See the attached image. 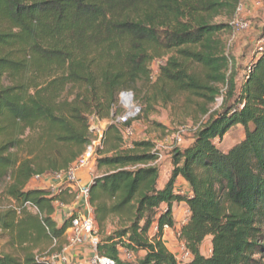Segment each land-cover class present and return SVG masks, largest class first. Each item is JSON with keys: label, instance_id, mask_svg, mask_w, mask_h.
<instances>
[{"label": "trees", "instance_id": "16d2710c", "mask_svg": "<svg viewBox=\"0 0 264 264\" xmlns=\"http://www.w3.org/2000/svg\"><path fill=\"white\" fill-rule=\"evenodd\" d=\"M238 5L0 0V238L24 253H0V264H45L31 253L40 243L62 249L75 211L59 226L53 215L76 193L72 185L35 188L34 178L73 165L91 142L90 122L110 120L120 92L149 82L151 64L162 60L154 101L187 94L209 106L222 96L220 86L226 92L219 110L202 108L206 122L188 148L171 154L162 186L154 144L126 146L123 126H106L88 188L96 256L114 264H178L163 229H174L173 205L183 203L185 264H264V48H256L237 84L219 38L232 26L215 22L233 19ZM236 127L242 140L220 151L216 142ZM179 180L187 185L182 195ZM206 238L211 251L204 257Z\"/></svg>", "mask_w": 264, "mask_h": 264}, {"label": "rangeland", "instance_id": "374dc122", "mask_svg": "<svg viewBox=\"0 0 264 264\" xmlns=\"http://www.w3.org/2000/svg\"><path fill=\"white\" fill-rule=\"evenodd\" d=\"M238 7H240V10L236 11L233 19L221 16L215 20L217 23H225L232 26V29L220 33L219 38L222 41L224 53L230 56L235 65L237 71V84L240 83L241 76L244 72L243 70L254 56L256 48L258 47V42L264 38V0H239ZM241 24H246L247 27L242 29ZM163 63L164 60L154 61L151 64V77L149 82L139 81L134 89L124 91L133 94L134 105L140 109L139 115L129 121L132 136L124 139V143L126 145L137 142H151L154 144L155 150L159 155L158 164L161 172L162 185L169 177L171 171V154L175 150H184L188 148L193 143L194 134L197 129L206 122L208 116L203 114L202 108L210 112L219 110L226 92L225 87L220 86L222 96L215 99L214 104L209 106H207L202 99L187 94L175 96L174 101L168 104L161 101H154V83L158 77L159 67L162 66ZM123 114L124 109L119 99H117V103L112 108L110 120H92L90 122L91 141L95 139L94 130L98 129L104 131L108 124H116V119ZM242 138L243 130L240 127H236L231 129L220 142H216V145L220 151L225 152L242 140ZM31 185L35 188L44 187V189L52 190L48 187L46 182L39 181ZM182 186L179 180L175 186L177 193L183 192L184 194L187 191V189ZM65 199H68V197ZM4 203L5 201H3L1 205H4ZM172 211L175 227L173 230H168L163 235L164 244L170 253L180 251L181 244L178 239V230L185 223L189 215L188 209L183 203L174 204ZM70 215V211L65 206L62 208L57 206L53 217L56 219H66ZM109 230H111L110 227H108V231ZM69 240V235L66 233L65 243L62 249H60L58 245L40 243L37 248L31 250V253L38 256L40 260L43 258L50 259V256L53 254H65L68 257L69 264H78V262L73 259L74 255L69 253V251H75L77 245L71 244ZM83 246L87 248L86 253L90 254L86 257V263L93 264L96 253L91 251V247L87 242ZM210 251L211 239L206 238L200 248V252L204 257H207L210 255ZM0 253L13 254L19 259H22L24 256V253L20 249L12 248L8 244L6 236L0 238Z\"/></svg>", "mask_w": 264, "mask_h": 264}, {"label": "built area", "instance_id": "2783aa9c", "mask_svg": "<svg viewBox=\"0 0 264 264\" xmlns=\"http://www.w3.org/2000/svg\"><path fill=\"white\" fill-rule=\"evenodd\" d=\"M246 1V0H243ZM240 10V7L237 9ZM247 27L246 24H241V28ZM264 48V38H262L258 42L257 50L261 52ZM118 99L120 104L124 109V114L116 119V125H121L122 127V136L123 139H127L132 136V130L130 126H124L127 122L135 118L140 113V109L134 105V98L131 92H121L118 95ZM95 139L92 140L85 148L82 155L77 159V161L71 165L66 171L53 174L45 177H35L34 181H48L58 184L57 189H52L54 192H58L61 186L64 185H72L78 188L77 194L75 196L76 201L83 200L88 202V188L80 187V180L78 179V172L81 170H88L92 175V168L94 166L96 150L101 147V142L103 139V131L102 130H94ZM129 146V145H126ZM179 194H183V192H179ZM27 206V204L25 205ZM59 208L64 207L61 204H57ZM170 230L168 227H164L163 232H167ZM69 235V241L73 245H82L84 242L88 243L91 247V251L93 253L96 252V246L98 243V238L96 236V229L94 220L92 217V213L88 215L75 213V217L71 221L70 228L66 232ZM181 248L179 252L171 253L178 264H185L190 255L188 251L185 249L182 242H180ZM127 259L131 258L130 254H125ZM42 262L45 264H69L68 257L65 254H53L50 256V259H42ZM114 264L112 261L98 258L95 254L93 264Z\"/></svg>", "mask_w": 264, "mask_h": 264}, {"label": "crops", "instance_id": "0c3cea01", "mask_svg": "<svg viewBox=\"0 0 264 264\" xmlns=\"http://www.w3.org/2000/svg\"><path fill=\"white\" fill-rule=\"evenodd\" d=\"M78 179L80 180V187H85L88 188L92 182V175L89 173L88 170H81L78 172ZM182 183V187H184L185 189H187V185L185 182H183L182 180H180ZM36 182V181H34ZM32 182V183H34ZM39 182V181H38ZM41 182H46V184L48 185V187L50 189H57L59 186L56 183L53 182H48V181H41ZM162 185V183L160 184ZM40 189H44V187H39ZM71 188L73 189V191L77 194L78 188L71 186ZM76 189V190H75ZM76 196V195H75ZM65 207L70 211V213L74 212L75 213H79V214H84V215H88L91 212V208L89 207L88 202H85L83 200L80 201H76L75 198L72 202H70L68 205H65ZM53 219L56 221V223L59 225H61V223L63 222L64 218H60V219H56L55 217H53ZM86 243L77 246V249L73 252L69 253L71 255H74V261L78 262V264H87L86 260L90 254H87V248L83 245H85Z\"/></svg>", "mask_w": 264, "mask_h": 264}, {"label": "bare ground", "instance_id": "6f19581e", "mask_svg": "<svg viewBox=\"0 0 264 264\" xmlns=\"http://www.w3.org/2000/svg\"><path fill=\"white\" fill-rule=\"evenodd\" d=\"M107 264H109V263H107Z\"/></svg>", "mask_w": 264, "mask_h": 264}]
</instances>
